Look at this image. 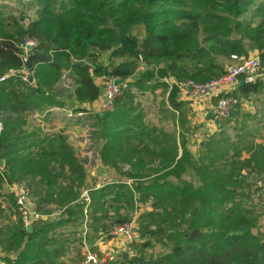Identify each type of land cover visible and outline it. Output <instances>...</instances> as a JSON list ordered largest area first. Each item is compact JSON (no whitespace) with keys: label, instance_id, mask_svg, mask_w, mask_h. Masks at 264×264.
I'll return each mask as SVG.
<instances>
[{"label":"trees","instance_id":"1","mask_svg":"<svg viewBox=\"0 0 264 264\" xmlns=\"http://www.w3.org/2000/svg\"><path fill=\"white\" fill-rule=\"evenodd\" d=\"M252 49L264 64V0H0V264H78L81 225L94 241L135 213L138 237L100 264H264V202L248 180L263 168L264 145L237 130L232 137L229 118L196 158L189 103L178 99L181 83L219 77ZM24 69L34 72L28 80ZM65 72L79 104L101 96L96 78L128 81L113 111L91 114L109 173L102 180L63 131L26 117L64 105L56 84ZM255 82L240 87L257 91ZM159 90L169 93L149 106L158 119L173 117L171 131L137 102V92ZM26 177L37 181L36 211L47 216L31 231L5 191Z\"/></svg>","mask_w":264,"mask_h":264},{"label":"rangeland","instance_id":"2","mask_svg":"<svg viewBox=\"0 0 264 264\" xmlns=\"http://www.w3.org/2000/svg\"><path fill=\"white\" fill-rule=\"evenodd\" d=\"M99 62H104L105 64L108 63V52H102L99 58ZM108 79V78H107ZM107 79L105 81L104 88L102 87V94L104 93V89L107 85ZM101 82V81H100ZM77 83L69 72H65L56 84L57 92H62L63 96L62 99L64 101V105L62 107H53L45 110H38L32 113H27L26 117H28V121L31 125L41 126L45 129L46 132L54 133V132H64L67 137L69 143L73 146L75 153L79 160L84 165L85 169L88 173L97 174L100 179L102 180L104 176L108 175L109 173L106 172V167L101 163L100 154L98 146L101 145V140L99 138L98 131H95L93 127V119L91 118V114L97 112V110L89 109L85 104H79L73 95L74 89ZM101 86V85H100ZM169 93V90H159L156 94L151 92H137V102L142 104V108L148 113V116L152 121L157 123L159 126L164 127L165 129L171 131L173 128V117H169L168 119H163L160 116V119L156 118L158 115L157 111L150 109V104L152 103L153 99H163ZM101 94V95H102ZM84 109L83 111H81ZM98 113V112H97ZM159 117V116H158ZM195 129L190 125V130ZM228 133L233 137L234 133L230 130ZM196 139L195 141H197ZM248 143H255L258 144V141H261L260 138L256 136L248 137L246 139ZM192 145V147H191ZM190 145L191 152L198 158L201 147L195 144ZM1 164V160H0ZM263 168H258L257 172H251L249 175L244 170L243 174L248 175V180L255 183V186L260 189V193L262 200L264 202L263 192L262 189L259 187L258 181L264 179V161H263ZM125 169H130L128 165H125ZM107 173V174H106ZM21 183L22 185L26 186L30 190L29 199L32 203V209L36 211V201L37 197L35 195V187L37 181L32 179V177H26L23 180L15 181L12 186L9 184L5 186V191L7 193H11L15 197V185ZM13 187V188H12ZM259 193V192H258ZM86 199L89 200L87 196V192H84ZM16 200V197H15ZM17 203V202H16ZM19 208V207H18ZM20 211V210H19ZM37 212V211H36ZM21 213V212H20ZM22 216V213H21ZM138 217V213H135L133 218ZM23 220V216H22ZM24 222V220H23ZM262 224L264 225V217L261 220ZM79 231L83 233L84 243L81 246V254L85 256V254L91 250L90 243L93 242L92 233L89 232L86 224L81 225ZM135 238L137 236V232L135 231ZM95 241V240H94ZM129 241L125 237H121L119 235H111L110 232L105 233L102 239L101 248L110 255V257H115L119 252L128 248ZM161 248L160 245L157 246L156 249ZM99 253V252H97ZM71 255H76V253H72ZM84 259V257H83ZM82 257L78 259V264L83 260Z\"/></svg>","mask_w":264,"mask_h":264},{"label":"built area","instance_id":"3","mask_svg":"<svg viewBox=\"0 0 264 264\" xmlns=\"http://www.w3.org/2000/svg\"><path fill=\"white\" fill-rule=\"evenodd\" d=\"M34 40L27 42L28 45H35ZM232 61L234 62L227 67L224 74L215 77L208 82L200 83L193 80H187L180 85L179 96H186L192 98L210 99L219 95L215 105V116L219 120H226L238 110L239 99L232 94L234 87L237 85L240 78L244 77L247 83H254L259 77L264 76V64L260 56H238L233 55ZM17 71L11 69L9 74H15ZM24 79L28 80L29 74L32 75L33 71L24 69ZM119 78L107 79V85L104 93L98 98L100 101L97 112L104 115L111 112L115 108V102L118 97L129 88L128 81L123 80L121 83L115 81ZM31 84H36L33 79ZM259 187L262 189L264 197V179L258 181ZM16 202L22 213L23 220L26 226L31 225L33 218H39L41 214L32 209V203L29 199L30 190L28 187L18 183L15 185ZM135 216V215H134ZM138 227V217L131 218L128 222L114 225L110 231L111 235H119L132 241L135 237V231ZM104 234L101 235V239ZM111 258L110 255L104 253L102 257L97 252L89 250L85 254V258L79 264H100L103 261Z\"/></svg>","mask_w":264,"mask_h":264},{"label":"crops","instance_id":"4","mask_svg":"<svg viewBox=\"0 0 264 264\" xmlns=\"http://www.w3.org/2000/svg\"><path fill=\"white\" fill-rule=\"evenodd\" d=\"M249 55L259 56V52L256 49H252L250 50ZM233 63L234 62L232 61L230 65ZM230 65H228L227 67H229ZM106 79L107 78H104V77L96 78V82L99 86L101 85L100 86L101 89L102 87L104 88V85H105L104 83ZM171 81L172 80H169V82ZM245 83L247 82L244 81V77L240 78L237 85L234 87L232 91L233 95L235 94L237 95L235 96L239 99L240 103H239L238 110L231 117L232 120L230 124L227 126L228 127L227 130L228 131L231 130L234 134L236 133V130H237V132L245 134L247 138L256 136L257 138L261 139V141H258L257 143H262L264 145V76L259 77L255 82L257 86L256 87L257 91L241 88L240 85H243ZM218 97L219 95H216L210 99H202V98H192V97L178 95L179 100L187 101L189 103L188 105L190 108V113L188 117L190 119V125L195 128V129L190 130V135L188 137L189 138V149H190L191 144L197 143V145L200 146V143L205 138V135H211L213 133H216L220 129L219 122L223 120L217 119L216 116H214V118H208L209 113L211 112L214 113L215 111V105L217 103ZM99 103L100 101L96 100L92 104H85V106H87V108L89 109L97 110L99 107ZM196 139L198 140L195 141ZM0 167H4V161H1ZM12 184H14V182L10 183L11 186ZM4 204H5L4 207L10 208L9 210L6 211V213H8V215H12L11 220H15L16 219V215L14 213L15 207L10 205L8 201H5ZM40 217L45 218L47 216L43 214V216L41 215ZM34 219H37V218L32 219L31 225H30L31 230H32V222ZM25 227L27 229L29 228V226H26V225ZM102 239H101V235L96 237L95 241L90 243V247L92 248L93 245H96L98 248L97 252L104 254L105 251L101 248V243H100V241L102 242ZM2 254H3V251L0 248V256Z\"/></svg>","mask_w":264,"mask_h":264},{"label":"water","instance_id":"5","mask_svg":"<svg viewBox=\"0 0 264 264\" xmlns=\"http://www.w3.org/2000/svg\"><path fill=\"white\" fill-rule=\"evenodd\" d=\"M27 47L28 48H31L32 46L31 45H28ZM122 81H123L122 79H117L115 82L116 83H121ZM214 116H215V114L213 112H211V113H209L208 118H214ZM28 229L31 230L30 225H29V228Z\"/></svg>","mask_w":264,"mask_h":264}]
</instances>
